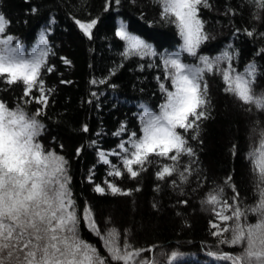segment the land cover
<instances>
[{"label":"trees","instance_id":"1","mask_svg":"<svg viewBox=\"0 0 264 264\" xmlns=\"http://www.w3.org/2000/svg\"><path fill=\"white\" fill-rule=\"evenodd\" d=\"M208 4L199 13L208 39L197 57L216 59L229 53L238 72L254 64V92L264 93V11L256 18L258 10L250 0H208ZM0 13L9 21L6 34L13 35L26 53L37 46L42 34L47 37L50 51L41 79L48 104L38 117L44 125L39 140L46 151L67 160L78 213L90 208L102 233L115 227L121 242L155 249L142 256L155 264H173V252L179 254L174 264H227L209 253H235L239 248L221 244L212 235L210 222L215 217L201 201L211 190L222 188L224 198L232 203L234 186L241 208L255 203L248 153L258 139L253 129L264 128V112L246 111L247 105L224 92L218 72L207 74L209 118L200 122L198 138L193 139L191 131L185 134L195 153L181 158L182 166L191 163L188 182L173 186L176 175L157 180L156 163L135 179L126 172L122 178L111 176L114 167L123 171V153L120 150L118 157H110L108 165L101 161L100 152L119 150L121 144L130 147L131 134L141 135L143 109L158 111L163 103L160 84L170 86V82L165 79L162 57L177 52L182 44L175 25L162 18L156 0H0ZM77 20L97 21L91 39ZM121 24L150 44L157 55L126 57V45L116 35ZM197 57L182 54L188 64H198ZM22 92L20 84L0 83V101L10 109L20 102ZM40 107L35 102L25 106L29 115ZM105 181L132 194L112 195ZM97 185L105 188V194L95 192ZM248 219L254 222L256 217ZM80 232L104 254L102 241L83 220Z\"/></svg>","mask_w":264,"mask_h":264},{"label":"snow or ice","instance_id":"2","mask_svg":"<svg viewBox=\"0 0 264 264\" xmlns=\"http://www.w3.org/2000/svg\"><path fill=\"white\" fill-rule=\"evenodd\" d=\"M250 2L258 10L256 18H259V12L264 11V0ZM156 3L162 18L175 25L182 44L177 52L162 57L165 79L170 82V86L160 84L163 103L158 111L143 109L141 135L131 134L130 147L120 145L123 171L114 167L109 175L122 178L126 172L135 179L148 165L156 163L157 180L176 175L178 180L172 184L180 187L192 175L191 163L182 166L181 158L195 156L185 134L191 131L192 138H198L200 122L209 118L205 76L218 72L225 85L224 92L247 105L246 111L255 108L264 112V93L254 92V64L238 72L229 53L216 59L197 57L200 45L208 39L199 15L202 7H210L208 0H156ZM76 23L91 39L97 21ZM8 26L9 21L0 13V83L20 84L23 92L20 102L11 109L0 101V264H155L152 258H142L145 251L154 253L155 249L136 248L127 240L121 242V233L115 227L102 233L90 208L78 213L69 187L67 160L54 151H46L39 140L44 125L38 117L44 114L48 104L41 79L50 51L47 37L42 34L37 46L26 53L13 35L6 34ZM247 34L252 36L253 32ZM116 35L126 45V57L157 55L150 44L129 32L124 24ZM184 53L197 57L198 64L185 63ZM34 92L39 94L33 95ZM32 102L42 107L29 115L25 106ZM83 131H88L87 126ZM253 132L258 139L255 147L250 148L248 159L254 178L255 203L241 208L234 186L232 203L224 198L222 188L211 190L201 201L215 217L210 222L212 235L219 237L221 244L239 248L235 253H209L227 264H264V128H254ZM100 159L104 164L110 163L104 153H100ZM105 183L112 195L132 194L114 183ZM94 190L105 194V188L99 185ZM249 215L256 217L254 222L249 221ZM82 220L102 241L104 254L82 237ZM178 256L171 253L173 264Z\"/></svg>","mask_w":264,"mask_h":264},{"label":"rangeland","instance_id":"3","mask_svg":"<svg viewBox=\"0 0 264 264\" xmlns=\"http://www.w3.org/2000/svg\"><path fill=\"white\" fill-rule=\"evenodd\" d=\"M107 155V158L109 159V161H110V156H111V154H106ZM110 164V163H109ZM204 206V205H203ZM204 208L206 209V210H208V213H212L211 211H210V209L207 207V206H204Z\"/></svg>","mask_w":264,"mask_h":264}]
</instances>
